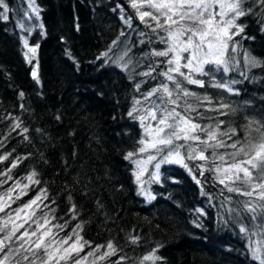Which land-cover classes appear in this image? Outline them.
Returning <instances> with one entry per match:
<instances>
[{
	"label": "trees",
	"instance_id": "obj_1",
	"mask_svg": "<svg viewBox=\"0 0 264 264\" xmlns=\"http://www.w3.org/2000/svg\"><path fill=\"white\" fill-rule=\"evenodd\" d=\"M4 2L9 10L8 19H0V206L5 208L0 239L16 226L12 221L19 209L37 203L24 208L30 210L27 222L5 241L0 258L20 244L34 248L37 237L51 228L55 241L71 236V244L76 234L82 237L83 251L60 264L83 257L84 264H259L253 251L264 256V227L259 226L264 199L257 195L264 189L252 197L228 191L229 186L251 190L226 179L232 174L223 171L225 161L232 162L235 149L183 139L163 146L165 153L182 146L178 151L188 167L164 165L160 178L148 182L154 198L139 193L134 173L144 134L139 117L150 106L144 96L161 85L175 87L164 75L170 55H154L167 50V31L156 28L150 17L141 21L132 0H36L43 27L34 26L29 34L21 28L30 14L29 0ZM249 6L251 11L238 21L244 31L229 41L227 72L223 65L207 64L206 75H194L203 87L177 76L195 94L182 98L177 111L210 131L218 127L217 139L238 146L264 134V3L245 0L244 7ZM25 36L38 46L36 66L25 58ZM159 96L166 99L162 90L150 99ZM185 100L197 110L185 112ZM222 104L228 107L220 108ZM134 107L138 111L130 117ZM195 135L206 137L205 132ZM201 150L205 160L187 159ZM130 152L133 157L126 159ZM251 171L253 183H264L258 169ZM249 203L257 208L256 219ZM45 218L50 223L31 241L16 239L36 230L37 223L43 225ZM49 242L53 237L45 238ZM109 242L114 252L107 248ZM106 252L111 254L99 259ZM153 253L160 259H143ZM25 255L46 259L43 248L35 256L20 249L19 254L11 251L5 264H29Z\"/></svg>",
	"mask_w": 264,
	"mask_h": 264
},
{
	"label": "snow or ice",
	"instance_id": "obj_2",
	"mask_svg": "<svg viewBox=\"0 0 264 264\" xmlns=\"http://www.w3.org/2000/svg\"><path fill=\"white\" fill-rule=\"evenodd\" d=\"M144 2L147 3L149 8L155 9L159 15H155L150 11H140V8L143 7V3H137L136 0H132L131 7L137 9L141 21H144L145 17H150L156 22V28H161L167 31V39L164 40V42H170L169 48L167 50L156 51L154 55L168 57L169 53H175L173 58L167 60L169 65L174 64L175 66L170 67L168 72L164 73V75L167 77V80L170 81L175 87L170 89L168 85H161L159 89H154L152 92H149L146 96H144L145 100H150L151 96L156 95L162 90L166 96V102L173 105V107H165V100L158 97L160 103L153 102L152 108L146 110L147 114L139 117L142 126H144L148 117H150L151 120L155 122L154 127L152 125H147L146 128L147 131L152 133V139L147 141H139L140 144L144 145V147H141L139 151L143 153L148 148H152L159 152L162 151V149H160L158 146H173L174 140L181 139L185 141H198L212 148L229 147L235 149L236 151L230 153L232 162L227 163V161H225L227 167H224L223 171L232 174L226 177V179L232 180L234 178V180L241 181L250 187L251 190H247V188L241 190L240 188L229 186L228 191H235L242 195L252 197L257 189H264V183H253V173L251 171V169H258L259 176L264 178V134H261L259 141L254 142L249 140L247 144H240L239 146L238 142L227 144L226 141L217 139L218 127L216 130L210 131L202 127L199 123H196L190 116L176 111V109L180 107V100L182 98L191 97L195 94L191 93L186 88H183L182 81L169 74L176 73L178 76L183 77V80H186L187 83L203 87L204 82L202 80L195 79L193 74L206 75L207 73L204 71V65L209 63L223 65L224 71L227 72L228 68L226 62L222 60L221 57L224 55L225 50L229 47V41H232L235 36L240 35L244 31V25L238 24L236 21L241 17L248 15V13L251 11V6L245 8V0H144ZM261 3H264V0H261ZM29 7L31 8L32 13L39 17L40 9L36 5V0H29ZM8 10V6L4 0H0V19H8ZM161 17L164 18L163 24L160 22ZM217 17H219V19H217ZM125 22L128 23L127 20H125ZM177 24H179V27L175 30H171L172 26ZM148 26L152 28V25L149 24ZM40 27H43V25H40ZM21 28H25L23 23H21ZM156 28H152V30L156 31ZM183 37L187 38L183 39ZM24 46L28 49V53H32L34 57L38 46L30 47L27 39L24 40ZM205 48H207V52L204 51ZM185 52L189 53L187 57L181 55V53ZM25 58L28 59L29 63L32 62L31 59L28 58L27 53H25ZM181 60L184 61L183 64H181ZM249 62L251 64H256V61L253 58H249ZM182 67L188 71H181ZM143 74L150 75L151 73L145 72ZM32 76L34 79H37V73L35 70L32 72ZM215 86L226 87V85L223 84H218ZM229 91H231V89H229ZM174 93L176 94V98H173ZM20 95L23 96V93L21 92ZM204 99L207 100V97ZM140 103V100H136V104ZM184 103L185 112L197 110L193 105L188 104L186 100ZM227 107L228 105L225 104L220 105V108ZM137 111L138 109L134 107L128 113V115L130 117L134 116V113ZM157 113H160L159 117ZM224 114L226 113L221 112V115ZM57 119H59V117H57ZM220 123L222 124L223 121ZM16 127L18 128L19 125L17 124ZM24 131L27 132V129H24ZM196 132H205L206 137L201 139L199 135H195ZM219 135L228 136L229 139H231L229 133L221 132ZM210 141H215V143L210 144ZM179 147L182 146L176 145L174 150L169 151L160 160V162L155 164V168L159 169L161 163H177L187 168V164L184 163L185 158L181 156V153L178 150H175ZM192 151L196 150L193 149ZM133 155L134 153H128L126 159H131ZM237 157L243 158L238 160ZM194 158L200 160L206 159L203 150H201L195 157H193L191 153H189L187 156V159ZM3 159H7V157H4ZM156 159L157 157L155 155H150L148 157L149 161ZM219 159L221 161L225 160L223 155L220 156ZM136 163L140 164L141 162L136 161ZM11 167H16V163H13ZM216 171L220 172L221 168L218 167ZM141 175H143V171L136 175V180L138 183L140 182ZM33 176H35V173L29 176L28 179L31 181ZM153 178L158 179L159 177L158 175L154 174ZM33 182L38 183V181ZM197 183H199V180H197ZM220 183L224 184L225 179H220ZM17 187H20V185L18 184ZM24 187H27V185H24ZM257 195L259 199H264V191L259 192ZM8 197L11 199V193L8 194ZM149 198L152 199L154 197L150 196ZM36 203V200H32L31 203L19 209L16 212V216L19 217L20 213L24 211V208L30 209L32 208V205ZM246 207L250 212L253 213V219H256V206H253L249 203L246 205ZM259 207L264 209V205H260ZM2 211H4V207L0 206V212ZM34 223L36 222L34 221ZM49 223L50 221L45 218L43 225L37 223L36 230L32 231L31 233L24 231L20 234V236L16 237V239L19 241L24 240V238L27 237L28 241H25V243H28L31 241L32 237L37 236V233L41 228L46 227ZM259 226L264 227V221H262ZM21 227H23V224L16 225L10 233H7L3 239H0V253H3L4 248L7 247L5 241H11L13 236H15L16 231H18ZM54 227L62 226L54 225ZM0 231H2V229H0ZM240 231L245 232L246 229L242 227ZM50 236L53 237V242L58 244L59 247H53V242L45 243V238ZM54 236L55 234L52 232V229L48 228L37 237L34 248L31 245H29V247H25L24 244H20L19 248L10 250L8 253H4L3 257L0 258V264H5V262L8 260V256L11 254V251H15L16 254H19L20 249H23L24 252L32 253L35 256V250L43 248L46 259L44 257H35V259H39L40 264H50V262L53 260L56 261V264H60L61 260H70L73 253L78 254L80 251H83L84 245L81 244L82 237H80L78 234H76V239L71 244H68L69 240H72L71 236L60 241H55ZM135 241L136 238L134 237L133 242ZM64 245H68V247L65 248ZM99 247L100 246H97L96 251H99ZM107 248L112 250V252L115 251L111 242L107 244ZM57 253L62 254L57 256ZM110 254L111 252H106L101 255L99 259H103L104 256ZM87 255H94V253H88ZM23 259L28 260L29 264H35V259L30 260L28 255L23 256ZM143 259L154 261L160 258L156 257L153 253L143 257ZM253 259L258 260L259 264H264V256H262L258 250L253 251ZM84 260H86V257L72 260L71 264H84Z\"/></svg>",
	"mask_w": 264,
	"mask_h": 264
},
{
	"label": "rangeland",
	"instance_id": "obj_3",
	"mask_svg": "<svg viewBox=\"0 0 264 264\" xmlns=\"http://www.w3.org/2000/svg\"><path fill=\"white\" fill-rule=\"evenodd\" d=\"M136 2L137 3H143V7H141L140 8V11H150V12H152L153 14H155V15H159V13L158 12H156V10L155 9H151V8H149L148 6H147V3L146 2H144V0H136ZM218 7V6H217ZM137 15L139 16V12L137 11ZM217 19H219V17H217ZM238 21L239 20H237L236 21V23H238ZM161 24H163L164 23V18L163 17H161ZM24 25H25V28H27L26 29V31H27V33H31V31H32V28L34 27V26H37V27H40V25H41V22H40V19H39V17H37L34 13H32V11L30 10V14L27 16V18H26V20L24 21ZM179 27V24H177V25H173L172 26V29L171 30H175L176 28H178ZM233 31H234V29H233ZM187 37H183V39H186ZM25 39H27L28 40V37L27 36H25V38H23V42H24V40ZM28 44H29V46L30 47H32V46H36V45H33V44H30V42H29V40H28ZM168 45V47H167V49L169 48V46H170V42L167 44ZM25 47V46H24ZM204 51L205 52H207V48H205L204 49ZM226 52H227V49L225 50V52H224V55L221 57V59L222 60H224V58H225V54H226ZM25 53H27L28 54V58L29 59H31V61H33V64H34V66H36L37 65V62H36V59H37V51H36V53H35V55H34V57H33V54L32 53H28V49L25 47ZM169 55H170V58H173L174 57V55H175V53H169ZM181 55L182 56H184V57H187L188 55H189V53H187V52H185V53H181ZM27 61H28V59H27ZM29 63V62H28ZM184 63V61L183 60H181V64H183ZM31 64V63H30ZM207 65V64H206ZM206 65H204L203 67H205ZM175 65L173 64V65H169V68L170 67H174ZM181 71H183V72H187L188 70L187 69H185V68H181ZM170 75H173V76H175L176 77V79H177V74L176 73H170ZM193 75H195V74H193ZM152 98H153V96H151ZM160 98H163V97H161V96H159ZM165 100V103H164V106L165 107H168V108H171V107H173V105H171V104H168L167 102H166V99H164ZM153 102H154V99L152 100V99H150V100H148V103H149V109H151L152 108V106H153ZM156 103H160V100H156L155 101ZM176 111H177V109H176ZM157 115H158V117H159V115H160V113H157ZM147 125H152L153 127L155 126V122L154 121H152L151 120V118L150 117H148L147 119H146V121H145V124H144V134H143V139L142 140H151L152 139V133L150 132V131H147L146 130V128H147ZM175 141H177V140H174V142ZM141 147H144V145H142L141 144ZM160 149H162V151H156V150H154V149H152V148H148L145 152H143V153H141L140 151H139V153H140V158H138L136 161H140L141 163L140 164H137L136 163V161H135V178H136V175L137 174H139L141 171H143V175H141V179H140V182L138 183L137 182V180H136V182H137V184H138V190H139V193L142 195V196H145L146 198H148V199H150L149 197H147V196H151V192H150V188H149V181H151L152 179H154L153 178V175L155 174V175H158V177L160 178V176H161V169H162V167L164 166V165H170V164H177V163H161V166H160V168L159 169H156L155 168V164L156 163H158V162H160V160L169 152V151H171V150H174V148L173 149H170L169 151H167L166 153L165 152H163V145H161V146H158ZM175 150H178V149H175ZM150 155H155L156 157H157V159L156 160H152V161H149L148 160V157L150 156ZM196 155V154H195ZM184 163H185V161H184ZM179 165H181V164H179ZM158 178V179H159ZM29 211L30 210H26V211H24V212H21L20 213V216L19 217H15L14 218V220L12 221V224H14V225H19V224H24L25 223V221L28 219V217H29ZM15 221V222H14ZM56 247H58V246H56Z\"/></svg>",
	"mask_w": 264,
	"mask_h": 264
},
{
	"label": "bare ground",
	"instance_id": "obj_4",
	"mask_svg": "<svg viewBox=\"0 0 264 264\" xmlns=\"http://www.w3.org/2000/svg\"><path fill=\"white\" fill-rule=\"evenodd\" d=\"M4 209H5V208H4ZM10 218H11V217H10ZM13 218H14V217H13ZM13 218H12V219H13ZM7 221H8V220H7ZM5 222H6V221H5ZM5 222H3V223H5ZM14 222H15V221H14ZM9 224H11V223H9ZM11 225H12V224H11ZM79 253H80V252H79ZM75 255H76V254H75Z\"/></svg>",
	"mask_w": 264,
	"mask_h": 264
}]
</instances>
